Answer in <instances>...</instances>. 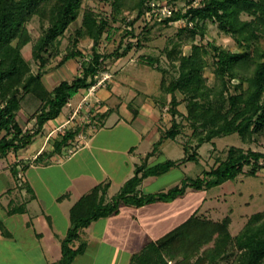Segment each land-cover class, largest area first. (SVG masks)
I'll return each mask as SVG.
<instances>
[{"label":"rangeland","instance_id":"1","mask_svg":"<svg viewBox=\"0 0 264 264\" xmlns=\"http://www.w3.org/2000/svg\"><path fill=\"white\" fill-rule=\"evenodd\" d=\"M166 1L153 0L160 5H165ZM169 2L176 11H186L191 5L187 0H170ZM117 4L123 7L126 2L117 0ZM194 4L195 6L200 5V0H196ZM88 12L93 13L99 21H107L109 29L112 28L110 36L108 29L97 46H94L93 40L84 27L88 23L86 20ZM125 15L129 16V19L124 22L121 16L115 13L112 0H83L79 18L67 28L64 35L59 37L57 43L47 53H42L46 61L44 66H41L40 62L34 61L33 50L39 41L44 40L49 20L39 15L30 16L25 26L31 40L21 52L31 73L35 75L40 73L49 91L55 89L62 81H71L80 75L95 51L107 58L101 63V71L93 86L90 89L81 90L63 109L62 119L58 123H47L48 126L46 127V124L37 136H33V134L39 126L33 117L41 105L42 95L35 96L32 93L21 92L20 109L16 120L22 134L32 135V139L27 147L11 150L5 156L0 155V190L10 181L12 187H16L18 190L15 197L27 201L32 199V188L34 190L35 185L40 181H44L43 184H50L51 191L53 189L58 192L66 186L65 183L70 178L73 186L69 190H65V194L70 196L73 193L76 196H81L86 192L88 185L86 186L87 182L78 184L84 179L82 177H85V174L80 173L86 172V175L94 180L93 182H97L101 176V170L98 169L97 161L93 163L90 160H85L87 157L82 154L71 162H68V158L82 146L84 140L93 135L97 129L106 125L110 115L117 113L121 116L120 114L122 111L125 112L126 107L133 113L135 119L142 117L144 120H148L147 123L150 122L154 126L153 131L160 136V139L172 129L175 122L178 123L179 135L176 140H173L178 145L175 146L172 140L166 139L168 152L165 157L159 156L158 162L184 157V147H187L190 153H197L198 156V162H186L185 168H173L166 175L150 179L147 185L142 188L144 193L169 190L171 186L178 182L182 183L187 178H205L207 171L216 169L221 163L228 160L233 148L242 149L245 153L251 150L264 153V126L261 123H255L252 127V130L254 131L255 128V131L246 141L239 134H233L215 138L211 142H204L202 140L206 135L204 129L196 130V127L187 118L190 99H194L195 96L191 93L189 98L177 92L174 98L179 102V105L174 108L172 96L162 92L163 79H166V85H169L171 80L179 75L177 68L165 52L174 48L187 56L191 55L196 47L202 48V56L208 63L204 75L210 86L217 82L214 74L216 57L213 47L215 46L221 47L225 51L247 53L250 60L247 64L240 66V70L243 77H250L260 56L264 54V16L247 13L241 15L243 21L258 23L262 30L258 37L239 42L225 34L215 22L207 21L205 35L199 33L193 39L189 31L180 34L184 28L191 30L195 27V24L189 19L173 22L166 26L161 24L164 18L161 19L160 16L152 18V15L146 14L145 18L132 25L137 12L133 14L126 12ZM148 28L151 30L146 32ZM76 51H81L82 56L63 62L67 54ZM148 57L156 59L157 68L142 61ZM29 77L30 75H25L23 81L20 82L21 89ZM239 83V79L231 81V94H236L237 91L233 85ZM247 87L245 84L244 89L246 90ZM147 98L153 99L159 109L152 111L151 100L148 103ZM5 105V100L0 98V107H5ZM173 109L179 111L180 114L174 117ZM108 129H105L103 133L113 138L124 137V142H122L124 146L134 141L131 132H125V126ZM17 131V129L11 128V134L8 137L10 141ZM70 132L77 133L78 138H75L74 144H70V146L65 144L60 151H56V144L60 143L64 136ZM5 134L6 132H3V135ZM15 143L18 141L15 140ZM95 156L97 155L95 154ZM84 160L87 167L85 166L84 170L78 169L77 164H84ZM98 160L100 164L105 163L103 156L98 155ZM43 166L49 167L47 170H42ZM126 172L127 168L123 166L116 170L114 176L116 179H120ZM50 176L53 178L52 181ZM23 190L25 191L21 198L18 193H22ZM120 190V187L115 186L108 195L112 198L107 197L106 201H111ZM38 194L39 198L45 200L46 194L43 189H40ZM202 198L204 201L206 198L207 201L197 217L219 223L223 227L224 221L229 219V225L225 231L214 233L211 238L198 237L193 240L190 247L180 244L176 249L180 251L179 258L170 257L167 253L162 254L155 246L152 248L153 253L143 252L136 257L133 264H240L246 251L240 247L238 239L252 217L264 213V168L253 175L252 166H246L244 173L237 179L222 183L210 190H203L198 196V199ZM100 200L101 194L95 199H91L88 207L90 208L92 201L99 202ZM53 213L57 214L56 208L53 209ZM214 257H217L215 262Z\"/></svg>","mask_w":264,"mask_h":264},{"label":"trees","instance_id":"2","mask_svg":"<svg viewBox=\"0 0 264 264\" xmlns=\"http://www.w3.org/2000/svg\"><path fill=\"white\" fill-rule=\"evenodd\" d=\"M112 1L115 13L119 14L124 22L129 19V16L125 15L126 12L130 14L137 12L136 18L132 21L134 25L138 20L145 18L147 12L151 10L150 3L153 0H124L126 4L123 7L117 4V0ZM187 1L191 5L186 11H174L171 16L162 19L161 24L169 26L173 22L189 19L195 27L191 30L184 28L180 34L189 31L193 39L199 33L205 35L207 21L218 23L225 34L239 42L249 41L261 33L262 29L258 23L243 21L241 15L247 13L264 16V0H200V5L197 6L194 4L196 0ZM82 2L83 0H0V98L6 102L5 107H0V155L5 156L11 150L25 148L31 142L32 135L22 134L16 120L22 91L35 96L42 95L41 105L33 117L39 126L33 134L37 136L48 122L61 115L63 109L81 90L90 89L100 73L101 63L107 57L95 51L80 75L71 81H62L55 89L49 91L43 82L42 75L31 73L21 52L31 40L25 26L30 16L39 15L42 18H48L49 27L45 32V38L39 41L33 50L34 61L44 66L46 61L42 53H47L57 43L59 37L64 35L67 28L79 18ZM86 20L88 23L84 27L93 40L94 46H97L109 29L108 22L99 21L90 12ZM111 30L112 28L109 29V36ZM150 30L151 28H148L146 32ZM213 51L216 57L214 74L217 81L213 86L208 84L209 81L204 75L208 63L202 56V48L196 47L189 56L183 55L177 48L165 51L179 75L174 77L169 85H166L167 80L163 79L162 92L172 96L174 108L179 105L174 98L177 92L189 98L191 93L195 96L194 99H190L187 118L196 130L204 129L206 134L202 139L204 142L233 134H239L246 141L254 133L255 128L253 131L252 127L256 122L264 126V54L257 61L252 75L243 77L240 66L249 62L250 57L247 53L225 51L217 46L213 47ZM78 56H82L81 51L71 52L64 57L63 62ZM142 61L157 68L158 63L153 57L142 59ZM27 74L30 77L21 89L19 84ZM235 79H239L240 83L233 85L237 92L231 94V81ZM245 84L248 86L246 90ZM178 114H180L179 111L173 109L174 117ZM11 128L18 130L12 141L8 139ZM177 129L178 123L175 122L172 129L155 144L149 156L159 152L164 140H176L179 135ZM3 132L6 134L3 135ZM76 135V132L65 135L63 140L56 144L55 150L60 151ZM15 140L18 143H15ZM184 153L185 156L178 161L167 160L148 169L145 164L139 166L134 177L124 184L111 201H106L109 184L104 187L99 185L92 193L83 197L72 212V228L63 242L62 259L55 264H72L74 259L85 250L84 244L77 249L73 246L74 242L80 238L81 231L93 221L117 214L122 205L143 207L157 202H173L189 188L210 190L222 183L235 180L244 173L246 166H252L253 175L264 168V153L252 150L245 153L242 149L233 148L228 160L216 169L207 171L205 178H187L167 192L139 193L138 188L145 179L162 176L186 162H198L197 153H190L187 147H184ZM99 194H101V200L92 201L89 208V201ZM224 222L223 227L219 223L193 217L144 252L151 254L154 252L152 248L156 246L162 254L167 253L170 257L179 258L180 251L176 250L177 246L183 244L190 247L193 240L198 237L211 238L214 233L225 231L229 225V219ZM238 242L246 251L240 264L264 263V213L252 217ZM216 258H213L214 262Z\"/></svg>","mask_w":264,"mask_h":264},{"label":"crops","instance_id":"3","mask_svg":"<svg viewBox=\"0 0 264 264\" xmlns=\"http://www.w3.org/2000/svg\"><path fill=\"white\" fill-rule=\"evenodd\" d=\"M149 100H151L152 111L159 109L153 99L147 98L148 103H150ZM120 115L117 113L110 115L106 125L97 129L93 135L84 140L82 146L68 158V162H71L82 154L87 157L85 160H90L93 163L97 161L98 169L101 170V176L97 182H93L94 180L86 175V172L80 173L85 174V177H82L84 179L78 184L87 182L86 186L88 185L86 192L81 196H76L73 193L70 196L65 194V190H69L73 186L70 178L66 181V186L58 192L53 189L51 191L50 184H43L44 181H40L41 184L35 185L34 190L36 191L31 187L33 197L27 201L15 197L18 190L16 187H12L10 181L0 190V264L58 263L63 256V242L72 228V212L83 197L92 193L97 186L109 184L107 197L110 199L112 197L108 196L109 192L115 186L121 189L128 180L134 177L139 166L145 164L148 169L163 163V161L158 162V159L159 156L165 157L168 152L166 150L168 141L165 140L157 154L149 156L153 152L155 144L160 140V136L153 131L154 126L150 122L147 123L148 120L146 121L142 117L135 119L127 107L125 112L122 111ZM143 116L149 119L145 115ZM61 119L62 114L48 123H58ZM117 126H125V132H131L134 139L131 144L124 146L122 143L124 137L113 138L103 133L105 129H115ZM75 138L78 136L76 135ZM75 138L69 140L67 145L74 144ZM173 142L175 143V141ZM177 145L175 143V146ZM98 155L103 156L105 163H98ZM85 163L77 164L78 169L84 170L87 167ZM186 165L183 164L174 169L185 168ZM123 166L127 168V172L122 178L116 179L114 176L116 170ZM48 167L43 166L42 170H47ZM152 178L155 177H149L142 182L138 188L140 194L159 193H144L142 190ZM52 179L50 176L51 181ZM180 183L169 187L171 189ZM40 189H43L46 194L45 200L39 198ZM24 191L18 193V196L22 198ZM202 191L189 188L173 202H157L143 207L122 205L117 214L93 221L81 231L80 238L74 242V249L84 244L85 250L74 259L72 264H133L136 257L146 251L148 247L191 218L197 217L207 201L206 198L205 201L203 198L198 199ZM55 208L57 214L53 213Z\"/></svg>","mask_w":264,"mask_h":264},{"label":"built area","instance_id":"4","mask_svg":"<svg viewBox=\"0 0 264 264\" xmlns=\"http://www.w3.org/2000/svg\"><path fill=\"white\" fill-rule=\"evenodd\" d=\"M169 3H170L169 0H167L165 5H160V4H158V2L152 1L150 3L151 10L149 12H147V15L148 16L152 15V18H153V16L156 18L158 16H160L161 19L166 18L168 16H171L174 13V11H176V10Z\"/></svg>","mask_w":264,"mask_h":264}]
</instances>
